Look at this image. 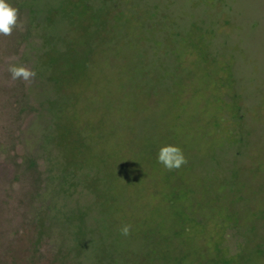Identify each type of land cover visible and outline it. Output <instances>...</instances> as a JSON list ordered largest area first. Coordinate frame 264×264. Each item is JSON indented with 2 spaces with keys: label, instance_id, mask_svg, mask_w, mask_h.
<instances>
[{
  "label": "rangeland",
  "instance_id": "1",
  "mask_svg": "<svg viewBox=\"0 0 264 264\" xmlns=\"http://www.w3.org/2000/svg\"><path fill=\"white\" fill-rule=\"evenodd\" d=\"M6 2L0 264H264V0Z\"/></svg>",
  "mask_w": 264,
  "mask_h": 264
},
{
  "label": "clouds",
  "instance_id": "2",
  "mask_svg": "<svg viewBox=\"0 0 264 264\" xmlns=\"http://www.w3.org/2000/svg\"><path fill=\"white\" fill-rule=\"evenodd\" d=\"M21 26L19 10L7 3L6 0H0V35L11 36L13 30ZM7 71L13 82L23 80L26 84H30L36 76L35 70L22 64L10 63ZM157 160L169 171L177 170L187 163L183 150L175 145L162 146L159 149ZM120 232L124 236L130 235L131 225H123Z\"/></svg>",
  "mask_w": 264,
  "mask_h": 264
},
{
  "label": "trees",
  "instance_id": "3",
  "mask_svg": "<svg viewBox=\"0 0 264 264\" xmlns=\"http://www.w3.org/2000/svg\"><path fill=\"white\" fill-rule=\"evenodd\" d=\"M237 149H238V147H237ZM228 238H231L232 241L237 242V243H239L242 240V238H241V236L239 234H237V233H235L233 231H230V230H229Z\"/></svg>",
  "mask_w": 264,
  "mask_h": 264
}]
</instances>
